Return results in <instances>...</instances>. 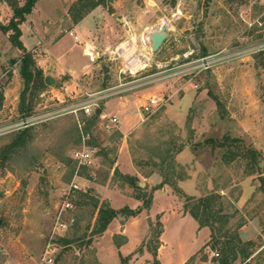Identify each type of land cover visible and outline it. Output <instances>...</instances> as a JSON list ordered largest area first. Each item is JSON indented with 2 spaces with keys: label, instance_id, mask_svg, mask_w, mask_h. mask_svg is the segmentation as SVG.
I'll use <instances>...</instances> for the list:
<instances>
[{
  "label": "rangeland",
  "instance_id": "rangeland-1",
  "mask_svg": "<svg viewBox=\"0 0 264 264\" xmlns=\"http://www.w3.org/2000/svg\"><path fill=\"white\" fill-rule=\"evenodd\" d=\"M77 3L78 0H38L27 17L29 24L38 25L49 35L46 47L53 48L51 37L62 35L59 53H63L65 69L53 70L57 73V86L70 78V67L75 72L82 66L88 68L75 74L74 93L64 101L54 98L55 82L49 80L45 87L33 86L27 92L26 102L31 104L33 114L62 112L38 119L33 124L35 136L27 147L14 152L6 165H0V264H47L42 257L48 247L53 250L52 264H103L97 256L100 244L101 258L109 264H123L122 256L131 258L137 248L139 259L131 264H153V251L161 244L164 223V246L158 255L161 264L214 260L220 257L214 256V252L220 253L221 246L202 248L208 230L200 231L193 216L181 218L172 211V207L181 205L182 199L185 209L188 196L200 197L213 191L222 194L228 206L226 210L235 214L234 220L247 222L259 217L262 232L256 239L262 235L258 241L264 242V190L259 174H249L245 161L227 162L228 146L213 147L208 143L196 147V143L209 138L216 141H223L225 136L239 138L242 145L259 151L264 174V55L259 54V47L254 53L236 55L209 68L195 67L204 56L261 45L264 0L244 3L239 0H105L89 12V19L77 25L76 38L69 30L78 23L73 16ZM12 15L8 2H1L0 20L7 23ZM162 25H166L168 37L155 51L150 34ZM88 39L94 45L85 54ZM12 47L8 35L0 32V86L13 74L12 59H18L22 53ZM126 52L139 60L136 72L127 66ZM47 53L43 51L42 55ZM102 95L98 99L100 106L94 105L90 114L64 108L75 101L88 102L91 97ZM150 95L161 99L152 112H146L140 101L127 105L125 110L119 106L124 96L146 101ZM104 105L120 115L122 124L119 120L110 130L104 126L105 120L101 118ZM99 109L101 113L95 124L88 125ZM22 117L21 113L12 121ZM86 126H89L88 133ZM22 129L0 134V150ZM84 134L87 143L95 144L96 149L92 152V162L80 166L72 151L83 146ZM173 142L183 144L175 157L178 171L187 172V177L178 180L181 191L167 184L141 185L140 182H148V176L152 175L148 173L152 170L163 180L157 167L148 162L151 156L159 161L156 153ZM232 149L239 150V147L234 145ZM119 156L126 169L129 160L138 169L139 184L145 190L135 189L116 174V169L125 173L117 165ZM73 182L82 188L77 191V197L89 190L100 203H109L103 198L102 184L134 196L146 191L152 194L149 207L152 214L157 207L167 210L164 223L162 213L149 221L142 218L137 226L129 227L130 243L118 249L115 239L120 243L124 236L115 235L113 240L110 234L105 238L102 234L92 235L97 214L89 206L76 204L74 209L63 213V218L70 222L69 229L55 231L64 192ZM197 188L198 194L188 195L196 193ZM114 202L119 207L143 205V200L136 196L118 195ZM77 215L82 216L79 224ZM61 238L72 241L67 243ZM246 261L264 264V243ZM246 261L238 259L233 264H246Z\"/></svg>",
  "mask_w": 264,
  "mask_h": 264
},
{
  "label": "trees",
  "instance_id": "trees-1",
  "mask_svg": "<svg viewBox=\"0 0 264 264\" xmlns=\"http://www.w3.org/2000/svg\"><path fill=\"white\" fill-rule=\"evenodd\" d=\"M38 0H25L23 3L20 0H0L1 2H8V4L13 9V15L7 23H3L0 20V32H3L8 35L12 45L19 50H21V56L18 59H12V66L20 60V72L25 82V87L21 93V103H20V112L24 116L33 114L31 112L32 106L28 105L26 102L27 92L34 86L36 88H43L46 85V82L49 80L45 78L43 69L38 65L34 53L26 48L22 41V23L27 19L28 15L32 13L33 8ZM234 1V0H230ZM241 3H244L245 0H239ZM105 0H78L77 6L73 8V16L76 22L82 20L91 10L96 8L98 5H101ZM264 19V18H263ZM206 52V51H205ZM260 56V55H258ZM264 60V58H263ZM4 101V91L3 87L0 86V109L2 108ZM101 110L97 112L91 119H89L88 125L95 124L97 118L99 117ZM86 133H88V127L86 126ZM35 136L34 125H29L18 131L13 139L6 143L0 150V165H6L7 160L10 156L20 150V148L27 147V144ZM223 141H216L213 138H209L204 142L196 143L197 146L205 145L210 143L213 147L228 146V153L225 154L227 162H233L237 159L240 161H245L246 166L249 169V174H259V177L262 181L261 186L264 190V174L262 167L260 165V153L257 149L246 147L242 145L239 138H233L230 136H225ZM90 145H95L91 144ZM237 145L239 150H234L232 147ZM167 147L162 148L157 154L158 159H155V156L150 157L149 164L157 167L160 174L163 176V180L160 183L159 187L164 186L165 184L172 186L176 191L180 192V187L178 185V180L185 178L186 171H178L175 157L183 149V144H178L176 142L168 143ZM115 162V159L112 160V163ZM168 167L172 171H168ZM168 169V170H167ZM116 174L120 177L121 180L128 182L137 190H145L139 184V177L137 175L122 173L119 170H115ZM157 172L152 170L148 175ZM108 174V173H107ZM187 177V176H186ZM81 197L76 198V204L79 207L89 206L91 207L92 213H96V223L92 229V235H101L103 234L109 224L119 216L126 218L139 215L144 208H149L152 203V194L147 193L146 191H141L135 195L136 197L143 200V205L137 208L130 206H124L122 208L116 209L112 207L109 203L102 202L97 196L92 195L88 191H82L80 193ZM226 200L223 198L222 194L218 191H213L204 196L195 197L188 196L185 209L188 211L198 222L200 227L207 226L211 230V235L207 246L211 248H216L221 246V252L219 253L220 257L214 260L218 261L220 264H233L238 259H242L245 262L253 252L257 249V246H262L264 242L258 240L262 239V235L259 236L258 240H243L240 236L239 230L246 222L244 219L234 220L235 214L229 213L226 209ZM78 224L82 220V216L77 215ZM234 220V221H233ZM161 232L158 234L160 240ZM62 241L70 242L71 239L67 240L61 238ZM90 242V241H88ZM158 247L153 251L154 261L153 264H161L160 259L158 258ZM130 256H122L123 264H128ZM248 262L246 261V264Z\"/></svg>",
  "mask_w": 264,
  "mask_h": 264
},
{
  "label": "crops",
  "instance_id": "crops-1",
  "mask_svg": "<svg viewBox=\"0 0 264 264\" xmlns=\"http://www.w3.org/2000/svg\"><path fill=\"white\" fill-rule=\"evenodd\" d=\"M90 18V13H88L82 20H80V22H78L77 24H74L73 28L71 30H69V33H73L71 35H75V28L77 27V25L81 24V22L85 19H89ZM30 18H27L21 25L22 27V41L24 43V45L26 46V48L32 52H34V56L36 57L37 63L38 65L43 69L44 71V75L46 78L49 79V82L53 83L55 82V84H53V90H54V98H57L60 101H64L66 96H72L73 95V88L74 85L72 83L73 79L75 78V74H79V72H82V70H85L88 68V66H82V68L78 71L75 72L73 67H70L69 69V75L70 78L68 80H65V82L60 86H57V73H55L53 70H59L58 72H63V69H65V66L62 62V56L63 53H59L60 51V41L62 38V35L59 37H51V41L54 43L52 45L53 48L50 47H46V44H48L47 40H48V34H44L43 32L45 31H41V28L34 24L31 23L29 24ZM44 27V26H43ZM42 27V28H43ZM46 28V27H45ZM77 35V34H76ZM78 36V35H77ZM93 41L92 40H87L86 41V47L84 48V53L88 54V49L92 46L93 47ZM46 47V48H45ZM14 48V47H12ZM43 51H47L49 53H47L45 56L42 55ZM1 58V57H0ZM20 66H21V62L20 60H18L12 67V71L13 74L11 76V78L8 80V82L2 86L3 87V91H4V101H3V105L2 108L0 109V126L3 125H7L11 122H13L12 120L15 119L19 114H21L20 112V103H21V93L25 87V82L24 79L21 75L20 72ZM59 74V73H58ZM51 79H53V82L51 81ZM71 92V93H70ZM151 96H156V95H150ZM136 97V95H135ZM137 101V103H136ZM140 101V105H142L145 101L143 100V98H139L138 100H136L133 96H124L123 100L120 102L121 104L119 106L122 107L123 110H125V108H127V105L130 107L134 102L136 104H139ZM106 106L104 105V108L102 109V112L107 114V116H117L118 117V121L120 120V115H118L115 111H109L105 108ZM4 122V123H1ZM121 124H122V119L120 120ZM122 133L124 134V136L127 135V132L125 131L124 127H120ZM117 165L119 167L120 170H122L125 173H130L132 175H140L138 169L132 164V162L129 160L128 163V168L126 169L124 167L123 162L121 161V156H119L118 161H117ZM148 182H146V184H148L149 182H153L151 183L152 186L156 185V184H160L162 181V178L160 176H158L157 174H152L150 176H148ZM109 184L106 185H101V192L104 194L103 198L107 199L110 203V205L116 209L122 208L119 207L117 205H115L114 202V198H117L118 195L119 196H127V197H135L134 195L131 194H126L125 192L117 189V188H110L108 187ZM163 191H165V187L161 188ZM198 194V188L196 193H192V194H188V195H196ZM172 211L175 212V214L177 213L181 218H186L189 219L191 218L190 216H192L188 211H186L184 209V201L183 199L181 200V205L177 206V207H172ZM171 211V209H170ZM167 210H163L162 208H156V211L153 212L155 214H152L150 208L148 209H144L142 210V212L137 215V216H132L129 218L123 217V216H119L116 217L108 226L107 230L102 234V237L105 238V236L107 234H110V236H112L113 240L115 239V235H123L124 239L122 238V240L120 241V243L116 242L115 239V244L117 245L118 249H122L123 247L126 246V243H130L131 240V235L129 234V227L130 226H137L140 222V220L142 218L148 220L149 218L154 219V217L158 214H163L162 215V222L164 223L165 220V215ZM149 221V220H148ZM192 224L193 221L191 219ZM196 227L199 228V230H208L207 236L205 238L204 244L202 246V248L206 247L209 239H210V235H211V230L209 227L204 226V227H200L199 222L197 221V223H195ZM149 228H150V224L149 227L145 233V237L149 232ZM262 232V225L260 222L259 217H254L250 220H248L243 226H241L239 233L240 236L243 240L247 241V240H254L257 238V236ZM164 233H165V223H164V230L161 236V244L158 248V255L161 254V249L164 246ZM145 237L142 240V243L145 239ZM102 242V241H101ZM100 242V243H101ZM141 243V244H142ZM101 245V244H100ZM100 245L97 246V256L100 262H102L103 264H109L106 261H104L101 258V251H100ZM201 248V249H202ZM138 249V248H137ZM135 250L134 252L131 253V258L129 260V264H131L133 261L136 262L139 259V254L136 252L138 250ZM200 250V249H199ZM198 250V251H199ZM137 254V255H136ZM124 256V255H123ZM125 257V256H124ZM200 258V257H199ZM185 262H182L181 264H184ZM197 263L198 264H220L217 261H214L212 258H208L206 259V261L197 259ZM196 263V264H197ZM164 264V263H163Z\"/></svg>",
  "mask_w": 264,
  "mask_h": 264
},
{
  "label": "built area",
  "instance_id": "built-area-1",
  "mask_svg": "<svg viewBox=\"0 0 264 264\" xmlns=\"http://www.w3.org/2000/svg\"><path fill=\"white\" fill-rule=\"evenodd\" d=\"M73 34V33H71ZM76 38H78V36H75ZM260 47V48H259ZM259 48V49H258ZM258 50H260L259 54H263L264 55V42L261 43V45L255 46L253 45V47H248L247 50H233V51H229L226 53H220L217 55H207L204 56L203 58L200 59L199 62L195 63V67H200L203 66L205 68H209L210 66L217 64L218 62H223L224 60H228L230 58L237 56H242V54H249V53H254ZM245 52V53H244ZM192 67V65H190ZM103 98L104 95L102 96H96V97H91L89 99L88 102L85 101H75L74 103H72L71 105H66L64 106L65 109L71 111V112H75L77 113L79 110H83L86 114H90L91 112H93L94 109V105H98L100 106V104L98 103V99ZM93 100V101H92ZM161 99L157 96H151L149 97L143 104L142 107L146 112H152L153 109L155 108V106L157 104H159V102ZM62 109V108H61ZM61 111H57V110H50L49 112L46 113H38V114H31L28 116H24L21 119H19L18 121H13L7 125H3L0 126V134L2 133H6L9 132L11 130L14 129H22L25 128L29 125H33L35 124L38 119H41L42 117H46V116H54V115H58L61 114ZM101 118L103 120H105L103 124H105L104 126L110 130L112 125H117L118 123V117L117 116H107V114L103 113L101 114ZM87 138L86 135H83V146L80 148H76L73 149L72 154L75 157V159L77 160L78 164L80 166L82 165H88L92 162L91 158H92V152L96 149L95 146L89 145L87 143ZM78 190H82L81 186L76 183L73 182L70 187L64 192V201H63V206H62V210L60 211L59 215H58V219L56 221V225H55V231L58 232H65L69 229L70 227V222L67 221L65 218H63V213L64 211L67 210H72L75 208L76 205V198H77V191ZM75 218L72 219V222ZM53 252L51 247H48L46 249V251L44 252V255L42 257V260L44 261V263L47 264H52L54 262V258L51 255ZM219 251L214 252V256H219Z\"/></svg>",
  "mask_w": 264,
  "mask_h": 264
},
{
  "label": "water",
  "instance_id": "water-1",
  "mask_svg": "<svg viewBox=\"0 0 264 264\" xmlns=\"http://www.w3.org/2000/svg\"><path fill=\"white\" fill-rule=\"evenodd\" d=\"M167 37L168 31L166 25H162L160 29L153 31L150 34L152 49L155 51L158 50L162 46L164 41L167 39ZM51 81L53 82V79H51ZM140 184L145 185L146 183L140 182Z\"/></svg>",
  "mask_w": 264,
  "mask_h": 264
},
{
  "label": "bare ground",
  "instance_id": "bare-ground-1",
  "mask_svg": "<svg viewBox=\"0 0 264 264\" xmlns=\"http://www.w3.org/2000/svg\"><path fill=\"white\" fill-rule=\"evenodd\" d=\"M129 53H131V52H126L127 66L131 70H133L134 72H136L137 69L140 66L139 60L137 58H135V57H131Z\"/></svg>",
  "mask_w": 264,
  "mask_h": 264
}]
</instances>
